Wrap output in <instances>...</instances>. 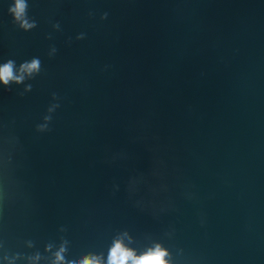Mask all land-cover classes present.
<instances>
[{
  "label": "water",
  "instance_id": "water-1",
  "mask_svg": "<svg viewBox=\"0 0 264 264\" xmlns=\"http://www.w3.org/2000/svg\"><path fill=\"white\" fill-rule=\"evenodd\" d=\"M21 2L0 0V264L117 241L264 264V0Z\"/></svg>",
  "mask_w": 264,
  "mask_h": 264
},
{
  "label": "clouds",
  "instance_id": "clouds-1",
  "mask_svg": "<svg viewBox=\"0 0 264 264\" xmlns=\"http://www.w3.org/2000/svg\"><path fill=\"white\" fill-rule=\"evenodd\" d=\"M25 9V5L21 2V0H17L16 7L14 12L16 14L17 19H20ZM22 27H31L32 25H28L27 22L21 25ZM39 61L33 60L31 64L25 65L22 67V71H26L31 73L33 71L38 70ZM13 72L11 63L5 65L0 68V83L7 85L10 80H13ZM16 82L19 83L22 77L15 78ZM167 253L161 250L159 247L154 251H149L148 253L137 257L131 250L126 249L120 241H117L114 247L110 251L108 264H167L165 260V256ZM61 257L57 256V260H60ZM73 264H78L77 261H73ZM82 264H100V261L94 257L85 258L82 261Z\"/></svg>",
  "mask_w": 264,
  "mask_h": 264
}]
</instances>
